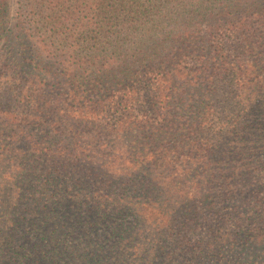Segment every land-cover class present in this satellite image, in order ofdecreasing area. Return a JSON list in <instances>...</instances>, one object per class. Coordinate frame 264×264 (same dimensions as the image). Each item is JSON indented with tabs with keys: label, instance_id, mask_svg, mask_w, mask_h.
<instances>
[{
	"label": "trees",
	"instance_id": "obj_1",
	"mask_svg": "<svg viewBox=\"0 0 264 264\" xmlns=\"http://www.w3.org/2000/svg\"><path fill=\"white\" fill-rule=\"evenodd\" d=\"M9 1L0 264H264V0Z\"/></svg>",
	"mask_w": 264,
	"mask_h": 264
},
{
	"label": "rangeland",
	"instance_id": "obj_2",
	"mask_svg": "<svg viewBox=\"0 0 264 264\" xmlns=\"http://www.w3.org/2000/svg\"><path fill=\"white\" fill-rule=\"evenodd\" d=\"M34 2L35 0H10L9 1V19L11 18V22H16L17 18H19V13H24L27 14L28 12L30 13L28 16V20L34 19L33 14L37 13V10H34ZM40 9V8H38ZM252 183L254 184L252 187L253 190L247 191L244 196L247 199L251 205H253L258 198V196H263L264 197V181L261 180H252ZM255 192H259L261 194L256 195ZM264 205V199L261 202ZM264 244V243H263ZM239 248V247H238ZM264 250V248H263Z\"/></svg>",
	"mask_w": 264,
	"mask_h": 264
}]
</instances>
